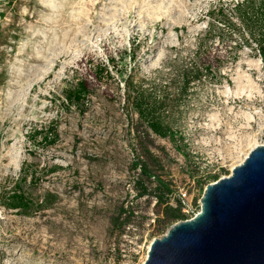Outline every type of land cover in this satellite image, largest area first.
I'll use <instances>...</instances> for the list:
<instances>
[{"label": "rangeland", "instance_id": "rangeland-1", "mask_svg": "<svg viewBox=\"0 0 264 264\" xmlns=\"http://www.w3.org/2000/svg\"><path fill=\"white\" fill-rule=\"evenodd\" d=\"M262 18L259 0H0V195L55 198L30 217L0 207V264H142L176 223L136 198L145 127L133 104L162 105L174 139L150 135L152 177L197 206L204 145L232 150L261 126L260 76L247 62ZM102 66L109 75L96 77ZM82 79L89 95L68 105L64 92ZM238 86L250 97L225 94ZM120 209L132 213L122 229L111 224Z\"/></svg>", "mask_w": 264, "mask_h": 264}, {"label": "water", "instance_id": "water-1", "mask_svg": "<svg viewBox=\"0 0 264 264\" xmlns=\"http://www.w3.org/2000/svg\"><path fill=\"white\" fill-rule=\"evenodd\" d=\"M199 204L150 243L142 264H264V147L207 185Z\"/></svg>", "mask_w": 264, "mask_h": 264}, {"label": "trees", "instance_id": "trees-1", "mask_svg": "<svg viewBox=\"0 0 264 264\" xmlns=\"http://www.w3.org/2000/svg\"><path fill=\"white\" fill-rule=\"evenodd\" d=\"M259 5H264V0H259ZM263 23L260 25L261 28V37L256 42L259 47L261 58L263 62L264 69V18H262ZM249 25V24H248ZM109 75L105 67H100L97 71L96 77L98 75ZM183 87H186L189 84V80L186 75H183ZM200 78V73L195 76V79ZM127 80L125 81V84ZM90 85L86 79L78 80L75 86L64 92V100L68 105L71 106H82L84 99L89 95ZM162 105L160 103H148L145 99L139 98L133 104L135 114L138 117V120L145 127V149L143 155L145 156V163L136 160L131 169H139V174L134 181V189L136 191V198H148L155 199L156 204L154 207L159 210V217L162 218V221L165 223H170L171 225L180 222L183 220V217L180 213L179 208H172L168 205L169 196L172 194L170 184L164 182L161 179L155 178V184L153 187L150 186V180L152 177V170L156 166L158 167L157 160L152 156L150 151L147 148V142L150 135H153L159 139H165L170 142H173L174 136L170 131L169 126L161 122L158 118L159 110H161ZM47 134L52 137L50 143H54L57 140V134L54 130L47 131ZM211 180H216V177L211 178ZM26 181V180H24ZM55 201L53 196L49 194L38 198L35 201L28 199L24 194L20 193L19 190L15 188L11 193L1 194L0 195V207L7 211H13L15 214L30 217L34 214L47 210L52 203ZM125 215L124 219H121V216ZM132 217V213L120 209L118 217L112 220V226H118V228H123ZM121 220V221H120Z\"/></svg>", "mask_w": 264, "mask_h": 264}, {"label": "built area", "instance_id": "built-area-1", "mask_svg": "<svg viewBox=\"0 0 264 264\" xmlns=\"http://www.w3.org/2000/svg\"><path fill=\"white\" fill-rule=\"evenodd\" d=\"M252 47L254 55L256 57L253 62H256L258 70L256 71L253 67L251 68H253V70L257 72L260 76L257 80V84L253 86V89L254 92L264 101L263 62L257 44L255 43ZM258 83L261 84V86ZM261 119V126L256 128L255 133L252 135L251 139L244 142V144H242L240 141H238L237 143L234 142L232 150L229 149L228 143L224 142L223 140H217L216 142H213V147H210L209 143L204 145V152H202V154H205L207 158H209L208 167L205 173H203V180H208L207 185L214 183L209 182L211 181V178L216 177L217 180H220L222 178L228 177L234 168L244 162L250 152H252L258 147H264V112L261 113ZM151 181H155V178L152 177ZM151 200L153 203L152 207H154L156 204V200L154 198ZM168 205L172 208H179L180 213L183 217L182 221L193 219L199 212V210H197V207L198 209H200V204L198 203L197 206H194L192 204V198L183 188H176L175 191H172V194L169 196ZM156 220L157 217H154L153 214H151L150 220L148 222V227H153ZM138 255L139 253H136V256ZM120 257L122 259L121 261L125 263L126 256L121 255ZM127 264L131 263L127 262Z\"/></svg>", "mask_w": 264, "mask_h": 264}, {"label": "bare ground", "instance_id": "bare-ground-1", "mask_svg": "<svg viewBox=\"0 0 264 264\" xmlns=\"http://www.w3.org/2000/svg\"><path fill=\"white\" fill-rule=\"evenodd\" d=\"M247 64L251 67H253L256 71L258 70V67H257V64L256 62H253V61H249L247 62ZM242 78H247L245 76H238L237 77V80L238 82L242 80ZM225 94L229 97H233V98H240L241 96H246V97H250L251 95V92H247L245 91V89H242L241 86H238L237 89L235 91H226Z\"/></svg>", "mask_w": 264, "mask_h": 264}]
</instances>
